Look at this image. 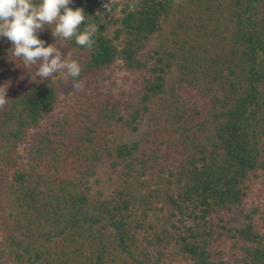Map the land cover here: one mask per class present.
Returning a JSON list of instances; mask_svg holds the SVG:
<instances>
[{"label": "trees", "instance_id": "trees-1", "mask_svg": "<svg viewBox=\"0 0 264 264\" xmlns=\"http://www.w3.org/2000/svg\"><path fill=\"white\" fill-rule=\"evenodd\" d=\"M70 7L98 28L91 48L70 39L84 70L118 67L137 92L83 86L62 112L73 79H40L0 41L1 264H264V203H249L264 185V0ZM115 124L145 128L125 144ZM104 162L118 185L94 199Z\"/></svg>", "mask_w": 264, "mask_h": 264}, {"label": "clouds", "instance_id": "clouds-1", "mask_svg": "<svg viewBox=\"0 0 264 264\" xmlns=\"http://www.w3.org/2000/svg\"><path fill=\"white\" fill-rule=\"evenodd\" d=\"M73 0H0V38L11 43L13 56L22 58L25 66L39 63L36 76L46 80L63 72L73 79V87L80 89L83 84L77 78L82 68L79 61L61 52V47L47 43L40 33L50 29L54 38L61 40L75 38L81 47L91 48L98 31L97 25L85 24L86 14L82 7H70ZM84 25L81 28V25ZM46 25H54L46 28ZM7 89L0 86V107L8 99Z\"/></svg>", "mask_w": 264, "mask_h": 264}, {"label": "rangeland", "instance_id": "rangeland-1", "mask_svg": "<svg viewBox=\"0 0 264 264\" xmlns=\"http://www.w3.org/2000/svg\"><path fill=\"white\" fill-rule=\"evenodd\" d=\"M113 0H106L107 4ZM180 2V0H175ZM119 17V10L112 12L109 17L110 22H114ZM50 28L54 29V25H50ZM110 32L114 31L117 26L109 25ZM40 38L45 40L47 43H54L55 47H61V52L66 54L67 57L79 61L81 68L84 72V79L81 82L87 91L93 93L103 92V94H110L114 100L123 99L126 100L130 93H136V85L134 84V79L136 76L123 71H120L118 67H113L112 69L106 71L103 75L99 73H94L92 71L84 70L89 61V52L83 51L76 46L70 45V39L61 40L59 37L54 38L51 34V30L45 29L40 33ZM4 38H0V41ZM96 78L99 83L96 84ZM57 79H62L67 81V76L63 72L58 73ZM73 83L68 81L66 86L60 89L61 94V105L60 109L65 112L68 109V105L73 103L75 92L79 89L73 87ZM95 83V84H94ZM102 86V89L98 87ZM144 124L141 125L140 131L138 133L133 132L125 124H115L112 129V139L114 142H123L125 144H131L140 139L142 130L144 129ZM264 182V180H263ZM118 185V174L113 172L107 162L99 165L96 169V175L90 179L91 186V196L94 199H106L108 198ZM264 196V185L258 183L254 187V192L252 199L249 201L251 204L253 200L255 202L264 203V198L261 200V196ZM259 196V197H258ZM259 198V199H256ZM260 203V204H261ZM1 229V223H0ZM229 264H233L229 261ZM1 264V262H0Z\"/></svg>", "mask_w": 264, "mask_h": 264}]
</instances>
